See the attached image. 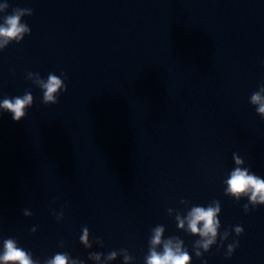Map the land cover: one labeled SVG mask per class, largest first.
Wrapping results in <instances>:
<instances>
[{
    "label": "clouds",
    "instance_id": "1",
    "mask_svg": "<svg viewBox=\"0 0 264 264\" xmlns=\"http://www.w3.org/2000/svg\"><path fill=\"white\" fill-rule=\"evenodd\" d=\"M9 5L5 3L0 5V13L6 12ZM32 15V10L28 8H15L12 14L3 17V23L0 24V38H3L4 44L9 41H16L19 43L24 36L30 34V28L27 23H22V17ZM35 75L37 79L34 83L42 90V102L45 105L58 103V96L62 91H67L64 80L54 73H49L47 79H42L39 73L29 72L28 79ZM64 75V74H62ZM34 103V97L30 92H25L23 96L5 97L0 100V110L11 113L12 119L19 122L25 118L26 109L30 108ZM250 103L256 106V112L264 118V85L259 87V90L254 92L250 97ZM233 159L237 167L231 172L226 179L225 194L234 198L236 201L241 200L242 197L247 196L249 203L244 205V211H249V204L253 207L264 205V179L260 176L249 172L248 168H242L240 165L244 164V159L238 154L233 153ZM182 204L187 205L186 200L181 201ZM173 209L169 208L168 213L171 214ZM221 212L220 202L213 200L207 207L205 206H191L186 215L177 212L175 220L179 230L197 236L193 245V251L197 258H202L204 253H207L210 248L217 243V238L221 241L228 239L229 232L226 230L220 234L221 227L219 214ZM25 216H31L32 213L24 210ZM63 213L57 215V220L62 219ZM31 231L35 232L33 228ZM233 231L237 236L243 234L242 226H235ZM165 228L163 225H157L151 230L149 238L148 254L145 257V264H191L192 256L189 254L184 246L183 240L177 236H170L164 238ZM96 244L103 246L100 238H95L93 241ZM93 242L89 241V229L84 227L82 235L80 236V243L87 249H91ZM239 241H234L227 246L226 256L231 257L235 248L238 247ZM63 246V245H61ZM118 255H122L123 264H131L134 259L127 251L121 249L111 251L106 256L103 253L90 252L88 259L100 261L104 258L105 264L108 261H113ZM0 264H40L38 260L33 259L29 251L18 246L14 238H7L3 240V251L0 253ZM44 264H84L79 259H73L68 253H56L51 258L47 259ZM203 264H207L203 261Z\"/></svg>",
    "mask_w": 264,
    "mask_h": 264
}]
</instances>
